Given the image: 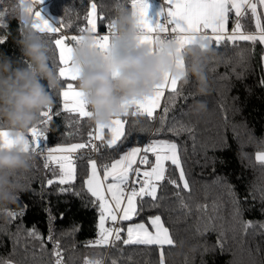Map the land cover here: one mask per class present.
I'll return each instance as SVG.
<instances>
[{"label":"trees","instance_id":"16d2710c","mask_svg":"<svg viewBox=\"0 0 264 264\" xmlns=\"http://www.w3.org/2000/svg\"><path fill=\"white\" fill-rule=\"evenodd\" d=\"M46 1L56 24L61 18L66 19V12L78 15L68 35L78 34L80 27L86 26L85 16L92 0ZM94 2L103 17L98 29L103 35L112 18V0ZM241 23L242 31L254 30L250 16H244ZM231 26L232 19L229 30ZM20 27L9 11L7 0H0V38H4L0 53L22 64L24 58L16 43ZM210 46L216 60L208 69L209 93L193 95L195 80L180 85L169 112V123L189 120L194 100L205 101L213 116L197 122L191 133H157L149 125L144 131H133L128 141L130 146H142L149 139L175 140L181 145L191 193L165 184L159 192L160 207L146 205L134 222L149 223V216H161L174 239L172 246H164L165 264H264V164L255 159V146L264 143V46L243 41L212 42ZM53 95L57 102L58 95L55 92ZM225 115L227 119H223ZM72 118L69 113L55 118L40 146L46 143L53 148L58 143L81 140L83 137L68 124ZM87 130L85 124L81 131ZM213 140L217 146L207 151L206 159L200 145ZM91 155L100 160L99 154ZM110 155L114 157L116 153ZM43 163L38 155L33 169L23 175L24 188L14 210L17 216L8 223H0V259L7 264H54L53 243L59 241L66 264H83L90 255L100 256L105 264L112 259L117 264H159L156 246L121 245L122 252L112 247L90 246L96 238L98 212L80 185L84 164L76 161L77 184L50 187L47 180L51 173ZM65 187L67 190H62ZM177 191L179 196L175 195ZM234 201L236 216L232 213ZM30 229L41 234L43 245L27 234ZM49 231L51 241L47 239ZM218 239L223 247L217 243Z\"/></svg>","mask_w":264,"mask_h":264},{"label":"snow or ice","instance_id":"6c2138e0","mask_svg":"<svg viewBox=\"0 0 264 264\" xmlns=\"http://www.w3.org/2000/svg\"><path fill=\"white\" fill-rule=\"evenodd\" d=\"M130 3L134 10H138L144 30L148 33L143 38L145 43L151 44L155 33H171L179 34L182 46L192 44L197 39L208 44L243 41L264 45V12L260 11L264 8V0H165L163 18L155 22L149 15L148 0H130ZM35 16L39 23L34 27L48 37L52 50L51 59L57 68L62 86L55 90L59 97L56 107L43 111L36 125L30 129L31 149L35 151L40 148L41 139L46 133L44 129L48 130L56 122L55 118L64 113L72 114L73 118L68 124L76 129L77 135L83 137L78 142L58 143L43 153V167L51 173L47 180L48 186L77 184L76 161H81L84 167L80 185L90 195L91 202L98 212L96 238L90 242V246L112 247L121 252V245L156 246L159 250V264H165L164 246H172L174 239L161 216L157 214L147 218L151 230L144 222L133 221L146 205L160 207L159 192L165 184L191 193L181 155V145L173 139H152L142 147L130 146L128 141L133 131H144L149 125L154 126L157 133L167 131L179 134L185 130L181 121L169 123V112L176 101L180 78L166 73L163 83L157 86L152 97L135 102L134 115L143 118V124L139 129L134 128L133 122L126 116L114 119L110 125H95L91 122L92 113L84 100L85 94L77 87L80 69L74 66L72 56L74 45L81 39L79 34L88 31L95 34L96 47L106 51L112 24L110 22L106 24L108 29L106 34L99 33L103 17L99 16L94 0L85 16L86 26L80 27L78 34L68 35L72 24L64 18H61L58 24L51 23L42 14L41 8L35 12ZM244 16H250V19L254 20V30L242 31L241 19ZM230 19L232 26L229 31ZM3 42L4 38H0V44ZM178 67L183 68L182 60L178 61ZM223 119H227V116L225 115ZM85 124L88 130L83 132L81 129ZM191 131L192 129H187V132ZM15 143L7 130L0 129V147L11 148ZM216 146L214 140L206 141L200 145V150L205 153L207 159V151ZM193 147L195 150L196 145ZM25 149H28V144L25 145ZM91 153L99 154L100 160L98 161ZM110 153L116 155L113 157ZM255 159L264 164V153L257 152ZM175 195L179 196L180 192L177 191ZM181 204L186 207L183 201ZM235 205L236 201L232 209L234 216ZM16 216L17 213L12 212V218ZM108 222L111 226H106ZM125 222H128L126 226ZM27 234L43 245V238L35 229L28 230ZM47 239L49 241L53 239L51 231ZM217 243L223 247L219 239ZM53 249L54 264H66L63 253L59 250V241L53 243ZM128 259L130 261L131 257ZM83 264H88L87 258L83 260ZM96 264H105V261L101 258ZM110 264H117V260L112 259Z\"/></svg>","mask_w":264,"mask_h":264},{"label":"clouds","instance_id":"9594fccd","mask_svg":"<svg viewBox=\"0 0 264 264\" xmlns=\"http://www.w3.org/2000/svg\"><path fill=\"white\" fill-rule=\"evenodd\" d=\"M7 4L21 25L16 43L24 63L0 53V129L7 130L16 141L11 148L0 147V223H8L12 218L24 188L23 175L38 160V154L30 146V129L43 111L55 106L53 93L62 86L51 59L48 37L34 27L39 23L35 12L41 0H7ZM111 11L112 31L107 50L96 47L95 34L88 31L79 34L81 39L74 45L72 56L74 66L80 69L77 87L85 94L93 124L106 126L126 116L139 129L143 118L134 115L135 102L152 97L166 73L179 77L180 85L195 80L193 95L209 93L208 69L216 60L210 44L197 39L182 46L179 34L171 33H155L153 42L145 43L143 38L148 33L130 0H112ZM77 19V14L66 13L68 23L73 24ZM180 60L183 68L178 67ZM189 115L184 131L213 116L203 100L193 101ZM257 152L264 153V143L255 146ZM98 260H101L98 255L87 258L88 264H96ZM0 264L7 261L0 259Z\"/></svg>","mask_w":264,"mask_h":264},{"label":"crops","instance_id":"0c3cea01","mask_svg":"<svg viewBox=\"0 0 264 264\" xmlns=\"http://www.w3.org/2000/svg\"><path fill=\"white\" fill-rule=\"evenodd\" d=\"M159 1L161 2V5L163 6V10H164L166 6L165 0H148V4L150 5L149 15L153 19L154 22L159 18V15L162 13ZM260 11L264 12V8H261ZM46 18L49 19L51 23L56 24L55 21H53L52 18H50L49 16H46ZM125 226H126V222H125Z\"/></svg>","mask_w":264,"mask_h":264},{"label":"built area","instance_id":"2783aa9c","mask_svg":"<svg viewBox=\"0 0 264 264\" xmlns=\"http://www.w3.org/2000/svg\"><path fill=\"white\" fill-rule=\"evenodd\" d=\"M48 1L50 2V1H52V0H48ZM41 6H42V4H41ZM41 6H40V8H41ZM162 13H163V11H162ZM162 13H161L160 16H159V19H162V18H163ZM230 30H231V29H230ZM230 30H229V31H230ZM150 141H151V139L147 140L143 145L150 143ZM143 145H142V146H143ZM142 146H141V147H142ZM47 149H49V146L45 143V144H42V145L40 146V148H39L38 150L35 151V153H37L39 156H41V157L43 158V153H44ZM91 154H93V155H95V156L97 155V153H91ZM106 226H111V225H110V222H108V224H107Z\"/></svg>","mask_w":264,"mask_h":264},{"label":"rangeland","instance_id":"374dc122","mask_svg":"<svg viewBox=\"0 0 264 264\" xmlns=\"http://www.w3.org/2000/svg\"><path fill=\"white\" fill-rule=\"evenodd\" d=\"M159 3H160V7H161V11H163V6L161 5V2L159 1ZM41 4H43V6H42V14L46 17V16H49L50 17V14H49V10H48V8H49V5H48V2L46 1V0H43V2L41 3ZM166 7V6H165ZM160 16V15H159ZM51 18V17H50ZM159 19V18H158ZM264 46V45H263ZM41 141H42V139H41ZM134 222V221H133ZM136 222H144V221H136ZM128 222H126V224H127ZM146 225H148L149 226V230H151V227H150V224L149 223H147V222H144ZM167 246V245H166Z\"/></svg>","mask_w":264,"mask_h":264}]
</instances>
